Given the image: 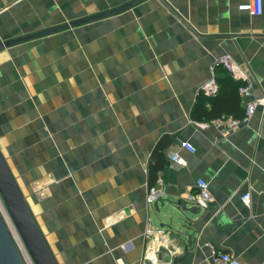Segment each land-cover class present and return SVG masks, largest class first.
<instances>
[{
    "label": "crops",
    "instance_id": "0c3cea01",
    "mask_svg": "<svg viewBox=\"0 0 264 264\" xmlns=\"http://www.w3.org/2000/svg\"><path fill=\"white\" fill-rule=\"evenodd\" d=\"M133 1L0 0V38ZM167 2L208 37L160 0H142L0 52V151L58 264H148L147 222L162 231L158 264H212L208 243L264 264V106L224 135L198 93L227 54L254 83L239 96L243 116L264 98V0L262 14L239 10L252 0ZM214 76L230 99L231 76L221 67ZM200 179L213 196L203 209L186 201Z\"/></svg>",
    "mask_w": 264,
    "mask_h": 264
},
{
    "label": "water",
    "instance_id": "95a60500",
    "mask_svg": "<svg viewBox=\"0 0 264 264\" xmlns=\"http://www.w3.org/2000/svg\"><path fill=\"white\" fill-rule=\"evenodd\" d=\"M142 1L136 0L127 5L112 11L85 17L75 20L58 27L43 30L26 36L4 40L0 38V52L17 44H21L33 39H37L46 35L60 32L69 28H73L88 22L103 19L105 17L116 14L120 11L132 7L135 3ZM172 14H174L187 28L198 38L203 36L192 27L168 2L160 0ZM0 198L6 209V212L19 235L21 242L30 257L33 264H58L54 254L52 253L31 209L24 197L16 179L9 169L4 156L0 151ZM184 208V207H182ZM159 210V208H158ZM186 210V209H183ZM160 211V210H159ZM193 212V210H190ZM192 247L196 245L197 239L194 235L189 236ZM163 247L160 248L159 257ZM0 264H28L23 252L21 251L14 233L12 232L8 222L0 210Z\"/></svg>",
    "mask_w": 264,
    "mask_h": 264
},
{
    "label": "built area",
    "instance_id": "2783aa9c",
    "mask_svg": "<svg viewBox=\"0 0 264 264\" xmlns=\"http://www.w3.org/2000/svg\"><path fill=\"white\" fill-rule=\"evenodd\" d=\"M239 10L248 11L251 14H262V0H252L251 3L243 4L239 6ZM224 68L226 72L231 76L234 81L242 83L238 88V94L241 98H250L252 96L254 90V83L249 80L248 76L242 72L240 66L236 64L232 58L225 54L219 58H216L214 63L212 64L211 70V78L206 81L200 88H199V95L204 97H215L220 92V86L214 76L216 68ZM258 106H264V98L254 99L248 101L246 103V111L242 118H235L230 115H222L221 117L215 119L213 123L217 126H221L225 124V128L223 130L224 135L229 134L231 132H235L242 123L246 122L256 111ZM181 148L188 150L191 153L195 152V147L187 142L182 141L180 143ZM170 160L176 163L179 166H186V160L180 156L178 152H174L170 156ZM158 198V191L155 188H151L149 190L147 201L153 203ZM213 199L210 187L208 182L203 179L197 181L196 184V191L189 192L186 195V201L191 204L196 205L197 207L203 209L206 208ZM251 196L249 193L242 196V201L246 204H250ZM0 210L4 214L8 225L10 226L16 241L24 254V257L28 264H33L30 257L28 256L19 235L17 234L7 212L3 205V202L0 198ZM109 221V220H108ZM162 235V231H157L152 229L150 222L146 223L144 236L147 240H150L147 248L144 252L143 261L148 264H158L157 256L161 240L159 237ZM154 236V238H153ZM206 246L210 250V261L212 264H244L242 263L235 255L221 251L217 248V246L213 243H208ZM170 264H178V263H170Z\"/></svg>",
    "mask_w": 264,
    "mask_h": 264
},
{
    "label": "trees",
    "instance_id": "16d2710c",
    "mask_svg": "<svg viewBox=\"0 0 264 264\" xmlns=\"http://www.w3.org/2000/svg\"><path fill=\"white\" fill-rule=\"evenodd\" d=\"M232 83H234L232 88V97L230 99H226L224 97H221V91L220 93L215 97H203L206 99H209L212 102V108L209 113V117L213 119H217L221 117L222 115H230L235 118H242L243 113L240 109V97L238 95V88L242 84L240 82H235L231 80ZM232 100V101H231ZM227 101L229 103H227ZM239 109L241 110L240 113H238Z\"/></svg>",
    "mask_w": 264,
    "mask_h": 264
}]
</instances>
